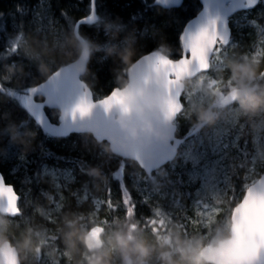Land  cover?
<instances>
[{"label":"trees","instance_id":"1","mask_svg":"<svg viewBox=\"0 0 264 264\" xmlns=\"http://www.w3.org/2000/svg\"><path fill=\"white\" fill-rule=\"evenodd\" d=\"M184 2V9L172 11L155 5L154 0H111L108 7L113 13V17L102 18L95 29L81 26V38L90 42L93 49L99 46V50L91 52L87 62L88 71L81 78L92 91L94 99L101 98L108 94L112 88H121L126 83L127 73L132 66L123 65L117 56V53L125 48H130L134 52V62L154 49L156 52L165 56L168 55L173 59L181 55L179 34L185 22L192 18L200 8L197 0H184ZM101 3H105V0H98V5ZM89 5L90 0H0V21L6 20L8 22L9 35H12L13 22H15L17 29L23 32V39L17 42L18 57L14 58L15 60L12 62L0 60V160L4 148L12 144L9 141V132L7 131L9 124H14L20 134L27 131H34L37 134L32 142V148L27 155H24L31 162L29 171L24 173L23 168H16L13 163L6 162L4 164L0 161V171L5 182L13 185L21 197L27 195V200L32 202L29 209L23 208L22 200L20 203L21 216H26L30 220L27 229L24 225L15 230L9 228L3 235L6 240H10L13 245L18 247L22 234L28 232V230H31V234L36 233L39 228L35 225V221L38 222V219L33 209L36 205L43 207L46 201L45 198L53 196L46 186L39 183L40 176H38V172L41 166L54 164L56 168H60L62 164L68 163L71 165L70 161L73 158L81 157V163L78 164L76 171L79 182L73 184L72 188L67 190L64 197V207L61 209V214L57 216V223L59 224L56 225L55 230L63 231L65 234L75 230L79 235L85 237L87 230L92 226L102 225L104 231L110 232L112 238L116 233H119L129 238L143 239L156 246L158 252L167 251L171 254L173 260L179 261V254L174 248L175 237L179 236L182 241L194 247L196 251L198 241L194 226L195 220L192 217L189 205L186 203L190 198V193H188L189 189L186 187V182L182 181L183 175L181 173L173 174L172 171L165 169L166 166L154 175L146 177L134 162L126 160L129 165L126 174L130 175L139 185L146 186L150 194L149 203L146 206H141L138 190L135 185L129 184L132 196L137 200L136 215L132 216L123 211H117V209L123 207L119 203L120 193L116 182H111L106 172L115 170L116 163L114 160L120 158L111 152L105 151V148H108L107 143H97L89 134H81V140L76 137H73L71 141L49 140L39 134L34 123L30 125L28 120H19L24 117V113L11 93L22 92L23 89L38 85L49 77L42 78L38 72L39 63L42 60L52 69V73L77 59L79 51L78 49L73 51L71 58L63 55L58 56L55 63L52 64L39 55V50L36 54L25 51L28 38L33 37L40 41H47L57 51L64 50L65 35L73 33L68 27V19L78 21L85 17L89 13ZM18 8L21 11L18 12ZM62 11L67 13L66 17L62 16ZM131 14H136L138 19L133 24H128ZM177 17H179V20H177ZM37 20H40L42 24H47V21L55 23L56 35L60 34L62 36L60 42H58L59 44H55L53 37L49 34L45 35L36 31L38 26L34 23H38ZM32 21L35 22L32 23ZM21 22L23 23L22 28L20 27ZM165 23H167V27H164ZM232 33L236 46L224 51L225 62L231 60L236 63H257L261 69L259 78L245 83L259 94V92L264 91V40L258 45L259 42L253 38V41L249 42L250 46L247 44L248 37H252V34H255V37L259 40L261 39L258 30L251 26L244 29L243 35H240L239 30H235V27H233ZM6 39L7 37L0 36V45H4ZM248 46L249 49H246ZM257 46H260V48L256 49ZM109 48L114 49L110 56L106 54ZM69 50L71 51V49ZM29 66H31V71H29ZM7 67L14 70L13 75L9 76L6 72ZM16 69H20V72H15ZM212 73V70H210L208 74ZM220 74V89L223 94L238 86L236 82L231 80L227 68ZM45 111L49 118L56 122L57 112L50 109ZM249 116L245 115L242 118V122L246 124V127L251 121ZM177 122L179 123L178 133L180 136L184 134L188 125L193 124V122L184 121L182 118H179ZM212 126H205L203 131L211 129ZM237 142L228 156V162L226 161L229 168L228 184L226 194L220 203L223 208L216 214L213 223L214 230L210 234V241L228 236V229L226 230L224 223L229 220L232 208L243 196L244 189L251 184L247 179V175L251 164L252 145L250 144V135L247 128ZM73 144L76 145L75 150H73ZM12 145L21 153L19 145ZM93 154L95 160L92 159L91 155ZM179 159L180 157L174 163H178ZM14 168L15 172L11 173ZM90 168H97L106 182L88 176L86 172ZM257 171L259 173L256 177L264 173V163L261 169ZM26 177H30L31 182H25ZM93 179L96 181V186H98L97 191L93 190L95 188L91 184ZM109 184L113 203L111 209L103 201V198L107 195L106 187ZM41 190H43L42 193ZM85 190H87L86 193ZM76 191H79V197L74 195ZM78 202L80 205L77 206ZM20 217L15 218V220H19ZM66 221H74V224L69 226ZM102 221L103 223H101ZM73 242L76 245L77 252L76 256L69 261V264H88V258L93 253H87L85 245L79 240L74 238ZM113 264H123L119 255L115 252L113 253ZM150 264H163V262L154 254Z\"/></svg>","mask_w":264,"mask_h":264},{"label":"snow or ice","instance_id":"2","mask_svg":"<svg viewBox=\"0 0 264 264\" xmlns=\"http://www.w3.org/2000/svg\"><path fill=\"white\" fill-rule=\"evenodd\" d=\"M110 4L111 0H105V3L99 5L98 0H90L89 13L79 21L68 19V27L78 37L81 34V26L95 29V26L101 22L102 18L113 17V13L108 7ZM154 4L163 6L165 10L172 11H180L185 8L184 0H154ZM17 11L19 12L21 9L18 8ZM61 14L62 16H67V13L63 11ZM253 14L255 15L253 16ZM137 19L136 14H131L128 24H133ZM177 20H179V17H177ZM262 22H264V0H203L202 10L194 18H189L185 22L179 34V42L182 49V54L179 58L164 60L158 57L155 49L145 54V57L155 60L160 66L157 71L163 72L171 79V72L175 70V65L186 64L189 61H202L207 67L214 53L219 54L226 51L228 47L233 46L235 38L233 37L232 29L234 26L238 28L240 35H243L245 28L251 26L258 30L261 37H264V23ZM151 25L156 26L155 24ZM20 27H23L22 22ZM164 27H167V23H165ZM38 31H43V29H38ZM11 32L12 35H9L8 22L6 20L0 21V36L7 37L6 43L0 45V60L12 62L15 60L14 58L18 57L17 42L23 39V32L17 29L15 22L12 24ZM164 34L167 35L165 32ZM81 42L83 43V41ZM145 57H141V61ZM141 61L136 63L139 64ZM29 71H31V66H29ZM71 72L72 69L67 66L58 68L38 85L27 87L22 92L11 93L13 99L24 113V117L19 120H28L30 125L34 123L39 134L49 140L71 141L73 137L81 140V129L85 128L95 130L98 139H102L104 135L116 134L107 126H101L99 123L94 122L92 120V111L94 108H100L107 113L113 108H120L127 114L129 111L126 107L127 89L112 88L102 99L93 101L90 93L79 94L74 89ZM74 95L75 99H73ZM37 96L43 98L42 101L38 102ZM46 109L59 111L62 115L58 116L56 122H53L45 111ZM188 138H190L189 134L185 133L179 139L187 142ZM180 146L182 144L178 143V147ZM75 147L76 145L73 144V150H75ZM17 152L18 150L9 147L8 155L5 159L14 160L17 157ZM91 156L93 160L96 159L94 154ZM81 159V157L73 158L70 161L72 167L59 171H57L55 165L49 166L45 164L43 166L45 175L52 176L54 187L61 199L64 196L65 189H71L73 184L79 182L76 171ZM19 160L25 161L26 157L19 158ZM114 162L116 163V169L106 172V175H109L111 182H116L120 193L119 203L123 207L117 209V211H123L126 214L135 216L137 200L132 196L129 184L135 185L138 190V195H140L139 204L141 206H146L149 203L150 194L146 186L139 185L130 175L126 174L129 169L126 160L116 159ZM163 164V157L156 155L151 167L156 168ZM50 167L51 172H49ZM149 172L151 174V169H149ZM61 177L64 183L60 182ZM25 182H31L30 177H26ZM42 192L43 190H41ZM84 192L86 193L87 190ZM106 192L107 195L103 198V201L111 209L113 203L110 184L106 187ZM74 195L79 197V191L74 192ZM13 199L16 209L14 214L18 215L21 211V200L27 199V195L21 197L13 185L5 182L3 174L0 173V211L8 210ZM246 205V201L242 202L240 207L234 211L230 237L227 240H221L215 249L209 247L205 250L206 253L215 251L217 254L216 256L210 255L207 259H220L223 261L224 257L222 254L229 247H243L246 239L251 235L247 212L241 213V209L246 208ZM237 213L241 214L237 216ZM259 222L260 243L256 246L257 256L253 258V264H259L260 258L264 256V209H261ZM200 258H205V254L202 253Z\"/></svg>","mask_w":264,"mask_h":264},{"label":"rangeland","instance_id":"3","mask_svg":"<svg viewBox=\"0 0 264 264\" xmlns=\"http://www.w3.org/2000/svg\"><path fill=\"white\" fill-rule=\"evenodd\" d=\"M254 15L255 14H253V16ZM37 21L39 25L35 21H32V23L35 22L34 24L38 26L36 31H38V29H43V31L38 32L52 36L55 44L60 42L62 36L60 34L56 35L54 22L47 21V24H42L40 20ZM236 29L238 28L235 27V30ZM248 38V45L249 42L253 41V38L259 42L258 45L264 40V37H261L259 40V38L255 37V34H252V37L249 36ZM235 46L236 42L227 49L235 48ZM249 46L246 47V49H249ZM255 48L259 49L260 46ZM223 55L224 51L219 54L215 53L212 74L206 73L196 77L185 86V99L187 105L185 112L182 114L184 120H189L192 116L196 119L195 114L198 110L208 111V109L212 108L213 111L211 112L216 116L215 123L211 129L198 133L193 140L189 141L182 150L178 163H173L172 166L169 167L173 174L181 173L183 175L182 181L186 182V187L189 189L188 193H190V198H188L186 203L189 205L192 217H194L195 220L194 226L196 228L198 240L196 244L197 255L199 253L198 250L203 245L210 242L209 237L214 230L213 223L215 222L216 214L223 208L220 203L226 194L225 191L228 184L227 176L229 175V168L226 161L228 162V156L231 154L232 149L235 148L237 140L246 128L250 135V144L252 145V153L250 155L251 164L247 175V179L250 182L254 181L255 176L259 173L257 170H260L264 163V112L250 115L249 120L251 121L246 127V124L242 122V118L245 114L241 112L237 104L228 106L225 110L219 108V101L224 95L223 91L220 89V73L226 69V62ZM9 147L16 149L12 144L5 147L1 153V163H13L16 165V168H23L24 173L29 171L31 162L27 159L25 161H20L19 158H24L25 156L19 151L14 160L5 159L8 155ZM44 165L41 166L38 172V176H40L39 183L40 185L46 186L47 190L51 191L53 196H47L45 198L46 201L43 207L39 205L34 207L33 212L38 219V222L35 221V225H37L39 230L31 234V240L33 245L38 247L35 253H21L20 259L24 261L23 264H69V261L76 256V245L72 252V257L69 259L65 255L67 251L64 243L65 232L63 233V231L60 232V230H55L56 225L59 224L57 223V216L62 212L61 209L64 207V197L69 189H65L63 193L64 196L61 199L58 191L54 187L52 176L45 175ZM47 165L52 166L51 164ZM70 167H72V165L66 163L56 169L59 171ZM13 171L15 172V168L11 173H13ZM49 172H51V167L49 168ZM60 182L64 183L62 177L60 178ZM91 184L95 187L93 190L97 191L96 181L94 179ZM100 193L101 191L99 194ZM22 201L24 204L23 208L29 209L32 202L27 199ZM76 205H80L79 202ZM0 220L6 222L3 234L8 231L9 228L15 230L21 225H24L27 229L30 223L29 218L23 215L19 220L5 219L2 217H0ZM101 223H103V221ZM103 239V249H106L109 246L108 241L112 239L110 232H105ZM201 264L205 263L201 261Z\"/></svg>","mask_w":264,"mask_h":264},{"label":"water","instance_id":"4","mask_svg":"<svg viewBox=\"0 0 264 264\" xmlns=\"http://www.w3.org/2000/svg\"><path fill=\"white\" fill-rule=\"evenodd\" d=\"M202 2L203 0H198L200 4L199 11L202 10ZM199 11L194 17L198 15ZM73 33L77 39H82L81 36L79 35L78 37L74 31ZM82 40L84 41V39ZM156 54L164 60H172V58L161 53L156 52ZM142 57H145V54ZM137 61H141V57L131 65L132 67L129 69L126 84L119 88L121 90L127 89L126 107L129 110L128 113L125 114L120 108H113L107 113L100 108H94L92 111V120L94 122L99 123L101 126H107L116 134L104 135L102 139H98L95 130L91 128L81 129V134L89 133L98 143L106 141L114 154L122 159L125 158L137 163L140 169L148 176L150 175L149 169H151L152 174L155 170L175 159L179 148L178 143L182 144L183 141L174 135L176 125L173 121L181 113L182 104L180 96L185 89L184 81H189L208 71L210 64H208L207 67H205L202 61H189L186 64H177L175 65V70L171 72V79H169L168 75L163 74L161 71H157L160 66L155 60L145 57L139 64L136 63ZM81 63L82 62L75 59L62 67L67 66L72 69L71 76L73 77L74 89L79 94H84L86 92L90 93L91 98L95 101L92 92L89 90L86 83L81 80V77L85 74H82L79 70ZM162 84L167 87H161ZM230 93L231 91L223 97L221 105L228 106L235 103L234 100L229 99ZM129 94L134 97V102H129L127 100ZM38 97L39 96H37V98ZM73 99H75V95ZM56 112L58 113L57 116L62 115L59 111ZM117 116H120L124 120L126 128L128 129L127 131L116 123ZM146 127H150L151 131H145ZM132 131L136 134L135 139L131 136ZM121 146H123V148ZM156 155L163 157L164 164L160 167L152 168L151 166ZM244 191L242 199L232 209L230 214L231 228L229 237L233 225L232 217L234 211L245 201L247 205L246 208L241 209V213L247 212L251 233L250 237L246 239L243 247H229L222 254L224 257L223 261L220 259L209 260L207 259L208 256H216L217 254L215 251L212 253L205 252L209 247L215 249L220 241L217 242L216 245L210 244L203 246L199 250V257L204 253L205 258L200 259L205 263L253 264V258L257 256L256 246L260 243L259 221L261 209H264V174L260 175L257 180ZM15 211V201L13 199L8 210L0 211V216H9L11 218L20 216L21 212L16 215L14 214ZM241 213H237V216ZM102 234L103 228L101 226H94L87 232L85 241L94 239L97 244L96 249H89L86 243H84L89 253L101 250L103 246ZM228 238L222 240H227ZM5 241L4 244L0 245V264H21L18 249L13 246L10 241ZM259 264H264V256L260 258Z\"/></svg>","mask_w":264,"mask_h":264},{"label":"clouds","instance_id":"5","mask_svg":"<svg viewBox=\"0 0 264 264\" xmlns=\"http://www.w3.org/2000/svg\"><path fill=\"white\" fill-rule=\"evenodd\" d=\"M77 39L75 34L68 33L64 37L65 49L57 51L47 41H40L37 38L29 37L28 45L25 51L27 53L36 54L39 50V55L47 60L49 63L54 64L58 56H65L71 58L73 51H78L77 60L82 62L80 66V72L82 74L87 73V61L93 50H99V46L95 49L92 48L90 42ZM71 49V51L69 50ZM113 48L107 49L106 54L112 55ZM117 56L121 63L125 66H131L134 63V52L130 48H125L123 51L117 53ZM225 67L230 72V78L236 82L237 87H233L231 90L229 99L234 100L240 108L241 112L245 115H256L258 112H264V91L257 92L253 88H249L245 82H251L259 78L260 67L257 63H236L227 61ZM52 69L43 60L39 63L38 72L42 78H47ZM6 72L9 76L14 74V70L11 67L6 68ZM15 72H20V69H16ZM166 88V85H161ZM127 100L134 102V97L131 94L128 95ZM195 123L199 126H211L215 123L216 116L211 111L198 110L196 112ZM116 123L124 130L126 128L124 120L120 117H116ZM9 132V141L12 144L19 145L21 148V154L27 155L28 151L32 148V142L36 138L34 131H27L23 134L18 133L14 124L7 126ZM145 131L150 132V127H146ZM135 132H131V136L135 139ZM123 148V146H121ZM106 152H111V148H105ZM86 174L95 179H99L101 182H106L104 177L101 176L100 171L97 168H90ZM98 187V186H97ZM69 226L74 224V221H66ZM6 227V222L0 220V245L4 244L5 237L3 235V229ZM77 239L82 243H86L89 249H96L97 244L94 239L85 241L82 235H79L75 230L69 231L64 234V243L67 251L65 255L71 259L72 252L75 249V243L73 240ZM108 248L97 250L88 258V264H113V253L119 255L123 264H150L151 258L154 254L157 258L163 262V264H201L199 256L196 254V249L186 242L182 241L179 236L174 239L175 251L179 254V261L173 260L171 254L167 251H157V247L149 244L143 239L129 238L127 236L116 233L112 239L108 241ZM38 246H34L31 240V230L22 234V239L18 245L20 253L31 252L35 253Z\"/></svg>","mask_w":264,"mask_h":264},{"label":"flooded vegetation","instance_id":"6","mask_svg":"<svg viewBox=\"0 0 264 264\" xmlns=\"http://www.w3.org/2000/svg\"><path fill=\"white\" fill-rule=\"evenodd\" d=\"M211 66H214V63H213V58L211 59V62H210V68H211ZM181 99H182V111H183V113L185 112V109H186V99H185V96H182L181 97ZM220 106V105H219ZM211 109L212 108H210V109H208V111H211ZM182 113V114H183ZM195 118L192 116L190 119H189V121H191V122H193V124L192 125H194V128L196 129L197 127L198 128H203L202 126H199V125H197L196 123H195ZM188 121V120H187ZM192 125H188L187 126V128H189V127H191ZM193 130H191V132H192Z\"/></svg>","mask_w":264,"mask_h":264},{"label":"bare ground","instance_id":"7","mask_svg":"<svg viewBox=\"0 0 264 264\" xmlns=\"http://www.w3.org/2000/svg\"><path fill=\"white\" fill-rule=\"evenodd\" d=\"M8 184V183H7ZM10 185V184H9Z\"/></svg>","mask_w":264,"mask_h":264}]
</instances>
